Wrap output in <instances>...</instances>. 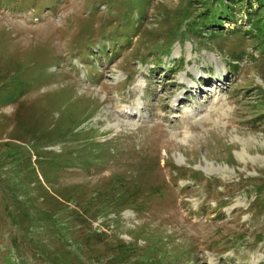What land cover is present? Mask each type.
Returning a JSON list of instances; mask_svg holds the SVG:
<instances>
[{
	"label": "rangeland",
	"instance_id": "374dc122",
	"mask_svg": "<svg viewBox=\"0 0 264 264\" xmlns=\"http://www.w3.org/2000/svg\"><path fill=\"white\" fill-rule=\"evenodd\" d=\"M263 99L264 0H0V264H264Z\"/></svg>",
	"mask_w": 264,
	"mask_h": 264
},
{
	"label": "trees",
	"instance_id": "16d2710c",
	"mask_svg": "<svg viewBox=\"0 0 264 264\" xmlns=\"http://www.w3.org/2000/svg\"><path fill=\"white\" fill-rule=\"evenodd\" d=\"M233 67L235 69H238L239 68L238 62H233ZM259 101L260 102H256L254 104V106H256V110H257V107L259 108L257 110V113H256L258 115L256 120L261 122L262 120H264V99L259 100ZM174 170L177 171L179 178L189 177L186 175L190 171V168H188V167H176L175 166ZM196 175L197 176L191 177L190 180L194 181L193 185L200 186V187L204 188L205 195H206L205 201H211V200L217 201V207H216V209L213 210V214H215L216 216H219V215L225 216V213L222 212V209L225 206V201H223L224 199H222L220 192L216 191L214 186H213V183L216 180V178L213 176L207 177L202 172H196ZM205 177H206V182L204 181ZM190 187H191V185H186L182 189L185 190V189H189ZM162 189H164V187H162ZM223 196H224V194H223ZM259 208L263 209V207H260V205H259ZM162 242H163L162 238H161V240L158 239L152 245V251L159 249L160 252L163 251L166 253V248L163 245H161ZM219 245H220V242H218V246ZM223 245H224V247L227 246L226 250L230 249L228 244L223 243ZM114 248H116V250L119 251V253L117 255L111 257V260L114 261L116 264H165L164 260L168 261L167 258H165V259H162L160 257L152 258L151 254H150L151 253L150 249L145 253L144 256L138 257V256L134 255V252L137 251L138 249H140V247L130 245V244H126L123 242H119L117 245H114ZM153 248H154V250H153ZM65 250H66V248H65ZM184 253L187 255L190 253V251H185ZM183 258L186 259V257H183ZM54 259L57 260V261H55L57 264H61V263L66 264L63 261L62 256H60V255H54ZM1 261H3L2 262L3 264H18L17 262H15L13 260L11 261L9 256L2 257Z\"/></svg>",
	"mask_w": 264,
	"mask_h": 264
},
{
	"label": "bare ground",
	"instance_id": "6f19581e",
	"mask_svg": "<svg viewBox=\"0 0 264 264\" xmlns=\"http://www.w3.org/2000/svg\"><path fill=\"white\" fill-rule=\"evenodd\" d=\"M202 77H200V79H201ZM225 79H227V76H225ZM214 79H212V81H213ZM215 81V80H214ZM205 82H207V79H206V81ZM210 82H211V80H210ZM224 82V81H223ZM208 83V82H207ZM215 83H216V81H215ZM195 87H197L196 85H189V88H195ZM176 101H178L177 99H176ZM123 110L124 111H126V109L125 108H123ZM121 112V111H120ZM126 114H130V115H132V112L129 110V108H128V110L126 111Z\"/></svg>",
	"mask_w": 264,
	"mask_h": 264
}]
</instances>
